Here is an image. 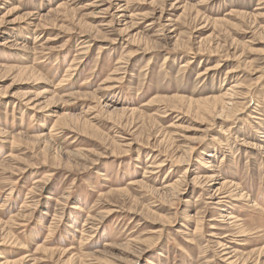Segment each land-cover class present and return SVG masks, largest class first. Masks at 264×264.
I'll return each mask as SVG.
<instances>
[{
  "label": "rangeland",
  "instance_id": "1",
  "mask_svg": "<svg viewBox=\"0 0 264 264\" xmlns=\"http://www.w3.org/2000/svg\"><path fill=\"white\" fill-rule=\"evenodd\" d=\"M0 264H264V0H0Z\"/></svg>",
  "mask_w": 264,
  "mask_h": 264
},
{
  "label": "bare ground",
  "instance_id": "2",
  "mask_svg": "<svg viewBox=\"0 0 264 264\" xmlns=\"http://www.w3.org/2000/svg\"><path fill=\"white\" fill-rule=\"evenodd\" d=\"M122 11H125V9H121ZM121 10H120V12H121ZM121 17H124V16H121ZM88 83V81H84V83L81 85V86H86V84ZM225 97V96H224ZM211 155V154H210ZM194 180H196V179H194ZM194 180H193V182H194ZM198 183V182H197ZM221 190L222 189H220V190H218V192H220V194H221ZM218 197V196H217ZM220 199V198H219ZM223 199V198H222ZM221 201V200H220ZM222 202H219V204H221ZM255 206V205H254ZM77 210V209H76ZM234 218V217H233ZM231 219H232V217H231ZM236 223H238V222H240V219L239 220H237V221H235ZM243 233H244V231H243ZM228 248V247H227ZM235 258V257H234Z\"/></svg>",
  "mask_w": 264,
  "mask_h": 264
}]
</instances>
